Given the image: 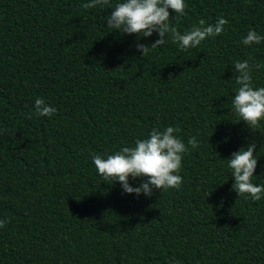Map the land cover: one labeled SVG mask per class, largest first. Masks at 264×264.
Segmentation results:
<instances>
[{
  "label": "trees",
  "instance_id": "obj_1",
  "mask_svg": "<svg viewBox=\"0 0 264 264\" xmlns=\"http://www.w3.org/2000/svg\"><path fill=\"white\" fill-rule=\"evenodd\" d=\"M90 0H0V264H264V198L238 197L225 160L255 140L252 182L264 185V121L252 133L231 111L234 63L264 87V0H185L171 25L228 20L220 36L142 57L137 38L107 28ZM258 66V67H257ZM43 97L52 117L28 115ZM179 126L187 145L179 190L123 193L98 174L106 158L153 128ZM133 187L142 183L137 179Z\"/></svg>",
  "mask_w": 264,
  "mask_h": 264
},
{
  "label": "clouds",
  "instance_id": "obj_2",
  "mask_svg": "<svg viewBox=\"0 0 264 264\" xmlns=\"http://www.w3.org/2000/svg\"><path fill=\"white\" fill-rule=\"evenodd\" d=\"M111 0H90L82 4L84 9L109 7ZM187 5L185 0H120L112 6V10L106 17L107 28L118 31L121 34L151 37L153 33L158 35L151 46L137 43L136 50L145 57L151 49L158 48L166 43L169 36L172 43L177 44L181 51L195 49L208 38L220 36L228 24V20L218 17L213 24H206L200 20L197 25L181 34L176 27L171 25L174 13L175 19L183 17ZM264 41V36L250 29L242 43L251 47ZM258 67V66H257ZM235 82L238 85L231 101V111L253 133L261 122L264 121V87H256L253 83L252 65L248 60L234 63ZM56 109L45 102L43 97L34 100V112L28 115L37 117H52ZM179 126L166 127L163 130L153 128L145 139H137L134 146H123L114 154L106 158L99 154H92V163L98 174L105 181L112 184L119 182L123 193L135 194L139 197L143 194L151 197L155 192L170 189L179 190L182 185V177L179 175L182 161L189 149L199 147L196 137H190L187 145L179 137ZM255 140L248 142L246 148L232 153L227 160V167L234 179L232 190L238 197L260 201L264 198V185H256L252 182L257 168ZM141 180L137 187L131 186L129 180ZM7 219L0 220V228L6 227ZM167 264H178L174 259Z\"/></svg>",
  "mask_w": 264,
  "mask_h": 264
}]
</instances>
